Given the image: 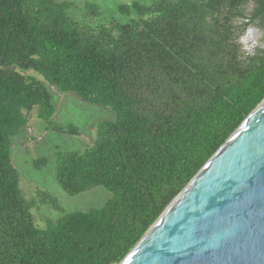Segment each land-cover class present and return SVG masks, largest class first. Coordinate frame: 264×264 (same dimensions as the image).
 I'll return each instance as SVG.
<instances>
[{
    "label": "trees",
    "instance_id": "16d2710c",
    "mask_svg": "<svg viewBox=\"0 0 264 264\" xmlns=\"http://www.w3.org/2000/svg\"><path fill=\"white\" fill-rule=\"evenodd\" d=\"M249 3L264 27V0L136 1L120 8L127 22L96 27L68 15L75 4L0 0V264L124 260L264 99V49L247 55L235 25ZM85 10L100 17L94 4ZM44 82L112 108L116 120L96 126L92 146L57 154L66 193L103 187L113 198L41 229L20 190L12 139L33 112L47 123L55 115ZM37 197L63 212L50 194Z\"/></svg>",
    "mask_w": 264,
    "mask_h": 264
},
{
    "label": "water",
    "instance_id": "95a60500",
    "mask_svg": "<svg viewBox=\"0 0 264 264\" xmlns=\"http://www.w3.org/2000/svg\"><path fill=\"white\" fill-rule=\"evenodd\" d=\"M120 264H264V99Z\"/></svg>",
    "mask_w": 264,
    "mask_h": 264
},
{
    "label": "rangeland",
    "instance_id": "374dc122",
    "mask_svg": "<svg viewBox=\"0 0 264 264\" xmlns=\"http://www.w3.org/2000/svg\"><path fill=\"white\" fill-rule=\"evenodd\" d=\"M55 1L75 4V7L68 11V15L80 27H96L100 24L107 25L112 21L125 23L130 17L120 12L121 7L136 1L146 4L150 0ZM87 3L99 8V18H94L86 12L85 4ZM256 7L254 3L245 5L242 15L235 20L239 34L238 40L247 55H254L258 49H264V27L259 19L251 21ZM26 74L43 81L36 72ZM44 83L53 96L55 115L50 123H47L38 119L36 112H33L28 126L12 139V161L20 174V190L24 199L34 204L31 210L33 220L41 229L49 220L56 222L66 213L100 209L113 198L112 193L103 187H97L76 196L66 193L57 180V154L79 152L92 146L98 140L96 126L116 120V113L112 108L86 103L73 93H64ZM70 128H76L78 133L70 134L67 131ZM58 129H64L65 132H60ZM41 159H45L46 164L36 167L34 162ZM39 191L55 197L63 212L55 210L51 205L41 204L37 197Z\"/></svg>",
    "mask_w": 264,
    "mask_h": 264
}]
</instances>
